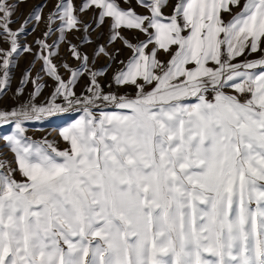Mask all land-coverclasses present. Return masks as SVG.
Returning <instances> with one entry per match:
<instances>
[{
    "label": "snow or ice",
    "instance_id": "1",
    "mask_svg": "<svg viewBox=\"0 0 264 264\" xmlns=\"http://www.w3.org/2000/svg\"><path fill=\"white\" fill-rule=\"evenodd\" d=\"M138 2L150 16L121 9L115 0H88L83 8L101 9L100 18L111 17L113 29L155 30L147 42L135 46L126 70L115 79L133 84L138 77L156 80V88L118 104L131 115L103 114L97 121L85 108L87 115L61 132L71 151L58 152L60 162L39 147L24 146L18 136L5 138L28 182L0 173V264H97L95 258L84 260L90 252L99 255V264H209L202 260V251L218 256L217 264H264L257 213L246 207V199L258 205L264 201V183H258L264 182V71L253 76L237 71L240 65L221 61L222 45L229 58L241 55L249 41L256 51L264 37V0H248L227 24L220 11L238 0H178L169 23H161L167 0ZM58 7L64 9L60 19L66 26L76 27L72 0ZM12 12L7 0H0V32L14 37L9 29ZM183 29H188L187 36L181 35ZM118 36L117 32L110 39ZM153 40L165 51L178 45L163 75L153 72L161 66L156 49L151 59L145 52ZM15 51L14 39L10 50L0 49L5 68ZM73 55L79 56L75 48ZM43 59L49 74L60 81L57 94L63 89L66 96L72 95L48 57ZM208 60L221 68L206 67ZM190 62L196 67L185 68ZM257 64L264 65V59L243 66L251 69ZM225 66L232 74L222 81ZM176 77L186 81L170 83ZM202 77L221 85L240 77L243 82L232 87L241 93L247 90L251 98L241 102L217 92L215 103H210L198 95ZM185 96H198L199 103H179ZM53 111L63 109L54 104L32 108L34 113ZM19 115L31 118L27 111ZM7 116L0 112V118ZM15 123L23 133L20 120ZM259 216L264 227V211ZM96 238L103 247L92 246ZM169 253L171 261L161 258Z\"/></svg>",
    "mask_w": 264,
    "mask_h": 264
},
{
    "label": "rangeland",
    "instance_id": "2",
    "mask_svg": "<svg viewBox=\"0 0 264 264\" xmlns=\"http://www.w3.org/2000/svg\"><path fill=\"white\" fill-rule=\"evenodd\" d=\"M247 2L248 0H238V4L235 5L229 2L227 10L220 11L221 20L225 24L232 21ZM7 3L13 9L9 29L15 33V36L11 37L7 32H0V49L10 50L14 39L16 51L8 57L7 68L3 64L4 55L0 54V80L4 81L3 87H0V112L8 114L6 119L0 118V165H2L0 173L23 184L28 182L27 177L20 171L16 153L11 143L5 138L18 136L24 146L30 144L33 150L39 147L44 153L60 162L62 157H59L57 153L71 151L70 141H66L61 132L82 116H86L85 108L88 109L91 118L97 121L103 114L131 115L130 109L119 108L118 104L137 100L142 94L153 92L158 82L156 80L146 82L142 77H138L136 84L118 83L115 77L126 70L129 60L135 55V46L147 42L149 34H154L155 30L148 28V32H143L123 26L113 29L114 21L111 17L100 18L101 9L94 5L83 8L88 0H72L77 26L71 29L66 26V21L60 19L64 9L58 7L61 4L66 5L67 0H7ZM115 3L121 9L130 8L138 15H151L149 9L138 0H115ZM177 3L178 0H167L161 10V23L170 22L168 18L173 15V9ZM178 22L181 26L183 25L182 18ZM147 25L148 22L145 21V27ZM117 32L119 36L116 39H110ZM188 34V29H183L181 32L184 36ZM125 41L128 43L126 44ZM73 48L79 56L73 55ZM101 48L103 51L100 50ZM153 48L156 49V59L161 65L153 72L155 75H163L178 45H170L165 51L160 49L153 40L145 48L149 59H151ZM85 56L86 61L83 59ZM43 57H48L51 64L56 67V74L67 85L72 95L66 96L63 89L57 94L60 81L49 74V66L46 65ZM262 59H264V37L258 41L256 51L251 50L249 41L246 43L244 52L232 58H229L227 54V46L222 45L221 61L226 64L240 65L237 71L250 72L253 76L258 75L264 71V65L257 64L251 69L243 65ZM205 66L213 70L221 68L220 64L212 60L206 61ZM184 67L193 69L196 65L190 62ZM73 72L76 73L74 79ZM222 72V81H226V77L232 74L227 66ZM94 73L95 84L92 82ZM185 81L186 77H176L170 83L181 85ZM242 82V78L234 77L233 81H227L221 85L213 84L209 77H202L201 91L198 95H203L206 101L215 103L217 92H222L225 95L236 96L238 100L245 102L251 98V93L249 94L247 90L241 93L232 87L233 83ZM105 96L109 99H104ZM112 97L116 99L113 100ZM179 103L185 105L199 103L198 96L181 97ZM53 104L59 105L63 111H53L50 114L32 112L33 106L51 107ZM25 111L29 112L31 118L25 119L19 115ZM13 112L18 115H11ZM37 116H39L38 119ZM16 120H20L21 127L24 129L23 133H18ZM246 207L251 212L257 213V232L264 238V227H261L262 218L259 216V213L264 211V201L258 205L255 199L250 202L246 199ZM197 222L199 223V220ZM246 227L250 229V225ZM72 239L75 241L77 238ZM96 244L103 247V241L99 238L93 240L92 246ZM61 247L67 252V245L63 241H61ZM176 247L179 250L178 241ZM93 258L99 264V255L93 257L91 252L84 257V260L87 262ZM161 258L171 261L172 255L169 253L162 255ZM201 258L209 264H217L219 261L218 256L207 251L201 252ZM225 260L230 258L225 256ZM230 264H236V262L230 261Z\"/></svg>",
    "mask_w": 264,
    "mask_h": 264
},
{
    "label": "built area",
    "instance_id": "3",
    "mask_svg": "<svg viewBox=\"0 0 264 264\" xmlns=\"http://www.w3.org/2000/svg\"><path fill=\"white\" fill-rule=\"evenodd\" d=\"M249 94H250V92H249Z\"/></svg>",
    "mask_w": 264,
    "mask_h": 264
}]
</instances>
